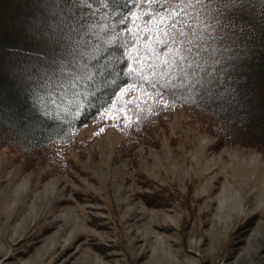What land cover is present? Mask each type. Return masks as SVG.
Instances as JSON below:
<instances>
[{
	"label": "trees",
	"instance_id": "trees-1",
	"mask_svg": "<svg viewBox=\"0 0 264 264\" xmlns=\"http://www.w3.org/2000/svg\"><path fill=\"white\" fill-rule=\"evenodd\" d=\"M225 3L0 0V151L63 172L95 118L119 110L125 145H155L182 109L214 150L264 157V0ZM138 196L154 209L185 199Z\"/></svg>",
	"mask_w": 264,
	"mask_h": 264
},
{
	"label": "rangeland",
	"instance_id": "rangeland-1",
	"mask_svg": "<svg viewBox=\"0 0 264 264\" xmlns=\"http://www.w3.org/2000/svg\"><path fill=\"white\" fill-rule=\"evenodd\" d=\"M166 120L155 145H125L95 118L55 175L0 151V264H264V157L214 150L185 110ZM161 188L185 199L154 209L138 196Z\"/></svg>",
	"mask_w": 264,
	"mask_h": 264
},
{
	"label": "snow or ice",
	"instance_id": "snow-or-ice-1",
	"mask_svg": "<svg viewBox=\"0 0 264 264\" xmlns=\"http://www.w3.org/2000/svg\"><path fill=\"white\" fill-rule=\"evenodd\" d=\"M206 2H207V0H195V3H197V4H204ZM237 2H238V0H228V3L223 4L224 10H228L230 7H235L237 5ZM217 10L219 11V9H217ZM219 39H220L222 44L225 43L226 35L225 36H220ZM124 103L125 104L126 103H137V105H138V99L134 100V101H131V102H124ZM118 113H119V110H117V113H114V114L110 115L109 118L112 119V120L120 119V115Z\"/></svg>",
	"mask_w": 264,
	"mask_h": 264
}]
</instances>
